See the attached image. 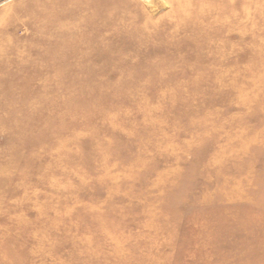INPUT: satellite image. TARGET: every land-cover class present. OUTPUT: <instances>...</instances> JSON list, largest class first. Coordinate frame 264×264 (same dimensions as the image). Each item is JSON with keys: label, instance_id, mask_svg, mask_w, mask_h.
Instances as JSON below:
<instances>
[{"label": "rangeland", "instance_id": "obj_1", "mask_svg": "<svg viewBox=\"0 0 264 264\" xmlns=\"http://www.w3.org/2000/svg\"><path fill=\"white\" fill-rule=\"evenodd\" d=\"M262 113L264 0H0V264H264Z\"/></svg>", "mask_w": 264, "mask_h": 264}, {"label": "bare ground", "instance_id": "obj_2", "mask_svg": "<svg viewBox=\"0 0 264 264\" xmlns=\"http://www.w3.org/2000/svg\"><path fill=\"white\" fill-rule=\"evenodd\" d=\"M180 2V1H179ZM89 3V2H88ZM187 3V2H186ZM144 5V4H143ZM156 6V5H155ZM190 5H188V7H189ZM186 7V6H185ZM195 8V7H194ZM191 9V8H190ZM145 10V9H144ZM165 10H167V9H165ZM165 10H161V11H165ZM147 12V11H146ZM148 14V13H147ZM156 14V13H155ZM154 14V15H155ZM158 14V13H157ZM185 14H188L189 15V13H185ZM151 15V14H150ZM180 15H182V14H180ZM149 16V15H148ZM153 18V17H152ZM170 21V20H169ZM173 21V20H172ZM251 28V27H250ZM252 29V28H251ZM213 48H216L215 47V45H213ZM263 77V76H262ZM219 84H220V82H219ZM216 85V84H215ZM220 85H226V84H224V83H221ZM262 114H264V113H262ZM264 128V127H263ZM12 179V178H11ZM21 224V223H20ZM170 239V238H169ZM170 240H172V239H170ZM42 246V245H41ZM43 247V246H42ZM41 251V250H40ZM44 252V251H43Z\"/></svg>", "mask_w": 264, "mask_h": 264}]
</instances>
